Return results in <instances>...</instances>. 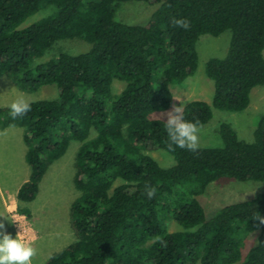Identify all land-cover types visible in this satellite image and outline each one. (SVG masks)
<instances>
[{
  "label": "trees",
  "instance_id": "trees-1",
  "mask_svg": "<svg viewBox=\"0 0 264 264\" xmlns=\"http://www.w3.org/2000/svg\"><path fill=\"white\" fill-rule=\"evenodd\" d=\"M131 2L155 8L144 23L115 21L120 4ZM45 8L53 11L19 28ZM225 31L226 54L204 66L213 83L210 103L182 108L197 127L213 108L244 111L251 91L264 86V0H0V80L10 78L21 91L56 89V99L29 102L30 111L16 119L0 107V129H23L27 147L30 171L17 201L31 203L49 167L71 141L80 144L73 175L79 196L69 210L74 240L44 264H236L249 238L241 264H264V192L208 220L200 202L221 179L264 183V114L251 141L221 122V146L195 149L171 144L165 121L152 117L172 107L171 87L195 73L199 37ZM72 39L89 49L38 62ZM115 81L123 83L119 93ZM151 152L172 164L160 166ZM145 185L156 188L151 199ZM19 212L29 216L26 208ZM171 223L181 230L169 231Z\"/></svg>",
  "mask_w": 264,
  "mask_h": 264
},
{
  "label": "rangeland",
  "instance_id": "rangeland-1",
  "mask_svg": "<svg viewBox=\"0 0 264 264\" xmlns=\"http://www.w3.org/2000/svg\"><path fill=\"white\" fill-rule=\"evenodd\" d=\"M153 6L143 2L121 3L115 13V21L124 24L144 23L154 11ZM53 8H45L27 18L19 28L48 16ZM230 39V32L225 31L218 37L202 35L199 37L195 49L197 52V69L180 86H172L173 105L168 111L156 112L153 118L166 121L167 114L174 107L183 106L193 100L210 103L213 94V83L204 74V66L210 58H221L226 54ZM90 45L78 39L63 40L48 51L38 62L46 61L59 51L75 55L86 52ZM264 57V50H263ZM123 83L114 82L113 90L119 93ZM22 97L27 103L38 100L56 99L54 85L42 86L36 91H21L8 77L0 80V107H9L17 98ZM250 105L241 112H225L212 109L210 121L198 128L197 146L220 147L218 126L221 122L231 124L238 137L251 141L253 130L258 118L264 114V86H259L251 91ZM23 129L8 127L0 129V223L4 224L6 233L13 238L17 234L24 235L25 240L35 250L31 264H44L45 261L59 250L73 242L74 236L69 224L70 205L79 193L73 185L75 172L74 160L79 143L71 141L70 145L59 160L53 163L41 183L35 199L31 203H19L16 199L18 188L29 176V166L25 161L27 147L22 141ZM94 134H91L93 137ZM156 162L167 167L172 164L161 152L149 153ZM264 192V183L238 182L232 179H221L211 186L201 196L200 202L205 209L208 220L221 207L234 202L249 200L256 194ZM19 207L26 208L29 216L22 215ZM21 216L20 223L14 224L12 215ZM178 231L181 228L171 223L169 231ZM252 238L246 241V246L241 250L242 259L236 263L241 264L250 246Z\"/></svg>",
  "mask_w": 264,
  "mask_h": 264
},
{
  "label": "clouds",
  "instance_id": "clouds-1",
  "mask_svg": "<svg viewBox=\"0 0 264 264\" xmlns=\"http://www.w3.org/2000/svg\"><path fill=\"white\" fill-rule=\"evenodd\" d=\"M174 23L185 29L188 27L183 20H177ZM28 111H30V105L22 97L14 100L9 106V115L12 119L23 116ZM182 111L180 104L167 114L165 121L167 136L171 144L179 148L195 149L198 142L197 124L184 119ZM145 187L147 196L151 199L156 193V188L150 185H145ZM261 220L264 222V218ZM3 229L4 224L0 223V264H31L35 250L26 242L24 235L17 234L13 238Z\"/></svg>",
  "mask_w": 264,
  "mask_h": 264
},
{
  "label": "built area",
  "instance_id": "built-area-1",
  "mask_svg": "<svg viewBox=\"0 0 264 264\" xmlns=\"http://www.w3.org/2000/svg\"><path fill=\"white\" fill-rule=\"evenodd\" d=\"M22 216V215H21ZM21 216L17 215V214H13L12 218H13V222L14 224H19L20 223V218H22ZM15 218V219H14Z\"/></svg>",
  "mask_w": 264,
  "mask_h": 264
},
{
  "label": "crops",
  "instance_id": "crops-1",
  "mask_svg": "<svg viewBox=\"0 0 264 264\" xmlns=\"http://www.w3.org/2000/svg\"><path fill=\"white\" fill-rule=\"evenodd\" d=\"M26 180H27V179H26ZM26 180H24V182H25ZM24 182H23V183H24ZM23 183H22V184H23ZM18 189H19V188H18ZM17 191H18V190H17Z\"/></svg>",
  "mask_w": 264,
  "mask_h": 264
}]
</instances>
